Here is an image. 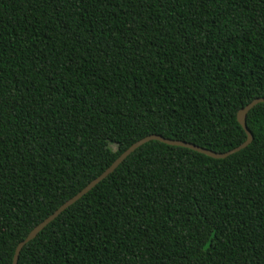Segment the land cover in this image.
Returning a JSON list of instances; mask_svg holds the SVG:
<instances>
[{
	"label": "trees",
	"instance_id": "1",
	"mask_svg": "<svg viewBox=\"0 0 264 264\" xmlns=\"http://www.w3.org/2000/svg\"><path fill=\"white\" fill-rule=\"evenodd\" d=\"M257 98L264 0H0V264L147 136L239 147ZM246 123L225 159L144 144L18 264H264L263 103Z\"/></svg>",
	"mask_w": 264,
	"mask_h": 264
},
{
	"label": "water",
	"instance_id": "2",
	"mask_svg": "<svg viewBox=\"0 0 264 264\" xmlns=\"http://www.w3.org/2000/svg\"><path fill=\"white\" fill-rule=\"evenodd\" d=\"M263 103L264 104V98H257L253 100L250 104H248L246 107L241 109L237 114V121L245 131L247 135V140L241 144L239 147H236L230 151H227L225 153H217L205 148H201L199 146H196L191 143H187L184 141H177V140H171V139H165L162 136L159 135H150L147 136L140 141L133 144L130 148H128L123 154H121L114 162L113 164L106 169L99 177H97L95 180L90 182L84 189H82L77 195H75L73 198L68 200L66 203H64L60 208H58L52 215H50L47 219H45L42 223H40L38 226H36L24 239L21 241L16 250L13 257L12 264H18L19 257L21 254L22 249L32 240H34L38 234L43 231L45 227H47L51 222H53L61 213H63L67 208L75 204L78 200H80L84 195H86L88 192H90L96 185H98L101 181H103L105 178H107L110 174H112L132 153H134L138 148L143 146L144 144L150 142V141H159L164 144L170 145V146H178L187 148L190 150H193L195 152H198L200 154H203L205 156L211 157L213 159H225L229 156L240 152L241 150L248 147L251 142L253 141V135L250 132V130L247 127L246 119L248 113L258 104Z\"/></svg>",
	"mask_w": 264,
	"mask_h": 264
},
{
	"label": "rangeland",
	"instance_id": "3",
	"mask_svg": "<svg viewBox=\"0 0 264 264\" xmlns=\"http://www.w3.org/2000/svg\"><path fill=\"white\" fill-rule=\"evenodd\" d=\"M115 149V148H114Z\"/></svg>",
	"mask_w": 264,
	"mask_h": 264
}]
</instances>
